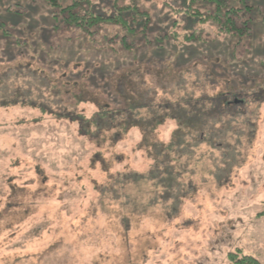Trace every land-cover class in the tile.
<instances>
[{
  "label": "rangeland",
  "instance_id": "obj_1",
  "mask_svg": "<svg viewBox=\"0 0 264 264\" xmlns=\"http://www.w3.org/2000/svg\"><path fill=\"white\" fill-rule=\"evenodd\" d=\"M250 1L240 37L182 0L74 10L128 5L124 28L0 0V264H264V0Z\"/></svg>",
  "mask_w": 264,
  "mask_h": 264
},
{
  "label": "trees",
  "instance_id": "obj_2",
  "mask_svg": "<svg viewBox=\"0 0 264 264\" xmlns=\"http://www.w3.org/2000/svg\"><path fill=\"white\" fill-rule=\"evenodd\" d=\"M47 1L52 7H59L60 11H66L67 12V17H66L65 21L68 25H70V24L82 25L85 20H88L89 25L90 24H99V23L104 22V21H106L110 24H112V23L120 24L123 28L126 27L124 25H127V22L125 20H123L122 11L129 10L130 7L128 5L117 7V12H119V13H114L113 16H110L109 18H102L100 16H97L96 14H93V12H91L90 10H87L88 8L84 9L86 14L82 17H79L76 14H74V10L81 8L80 4L84 1L89 2V0H73V2L71 4H68L65 6H63L60 3V0H47ZM182 1L183 2H189L187 7H185V8H186L187 13L190 14L189 16L192 18V19L190 18L191 21L196 19L198 23L204 25L205 23H207L208 21L211 20L218 25V29L220 31H222L225 34H228L230 36H240V37L242 36V37H244L247 34V31L250 29V27H249L250 23L249 22L251 21V18H249V17H248L249 21L246 20L245 23H243L242 28H237V26H236L237 25L236 19L239 18L238 14L242 13V14H245L248 16V13H250L252 11L251 10L252 6L250 5V3H251L250 0H234L235 4H237V7L229 6V0H198V1L209 2V3L213 4V6L215 7L214 14L205 13L204 11L201 12L196 8H192V5L196 0H182ZM141 14L147 15L145 13H141ZM204 15H206V16H204ZM144 27H146V24H144L140 33L144 34V36H145L147 33V28H144ZM127 33L135 34V32L132 30H129ZM167 36H169V35H167ZM193 39H194V33H191V34H188L187 36H185V39H183V40L186 42H191ZM154 41H156L159 44L163 41V38L162 37L161 38L156 37L154 39ZM121 43L128 50L129 49L131 50V48L125 44L126 39L124 37L121 40ZM118 105H121V104H118ZM119 107H121V106H119ZM112 113H114V112H112V110L110 109V110H105L104 113H97L96 115L99 117L101 124H103V123L109 124V120H110L111 116H114V115H112ZM184 113L188 114L186 112H184ZM191 115L195 116L196 121L199 119L196 117V112H192ZM95 116H94V118H95ZM194 116H192V117H194ZM94 120H96V119H94ZM94 123L96 124L95 121H94ZM95 127H97V126H95ZM197 130L201 131V126H200V128H198V126H197ZM84 131H86V130L84 129ZM85 135H87V133ZM154 164H155V166L160 165L158 163V160H154ZM153 172H155V171L154 170L151 171V173H150L151 176L155 175V173H153ZM173 180L174 179L172 177L171 178H165L164 180H161L164 183L163 194L166 195V197H168L166 200H169L170 196L173 195L172 190H175L176 192H178L175 189V185H174ZM165 201H163L162 203L165 204ZM168 207L170 210H172L171 205ZM231 256H233V255H231ZM234 264H258V263L253 259L243 258L240 260H235Z\"/></svg>",
  "mask_w": 264,
  "mask_h": 264
}]
</instances>
